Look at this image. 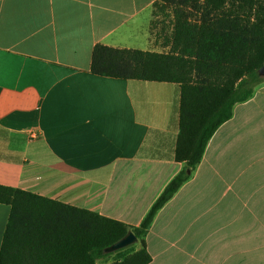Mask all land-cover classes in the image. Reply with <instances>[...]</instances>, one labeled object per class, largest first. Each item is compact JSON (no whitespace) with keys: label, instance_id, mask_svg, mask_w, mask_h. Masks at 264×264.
Listing matches in <instances>:
<instances>
[{"label":"crops","instance_id":"obj_1","mask_svg":"<svg viewBox=\"0 0 264 264\" xmlns=\"http://www.w3.org/2000/svg\"><path fill=\"white\" fill-rule=\"evenodd\" d=\"M158 1L0 0V185L142 223L185 166L181 85L91 67L95 45L169 52L174 14L162 26ZM10 212L0 203V249ZM146 241L149 264H264V82L216 130Z\"/></svg>","mask_w":264,"mask_h":264},{"label":"trees","instance_id":"obj_2","mask_svg":"<svg viewBox=\"0 0 264 264\" xmlns=\"http://www.w3.org/2000/svg\"><path fill=\"white\" fill-rule=\"evenodd\" d=\"M174 14L169 52L95 45V75L181 85L176 160L185 164L139 226L85 208L0 185L11 206L0 264H149L146 238L158 212L192 177L216 130L264 82V0H159ZM165 23V19L163 24ZM133 231L141 242L106 252Z\"/></svg>","mask_w":264,"mask_h":264},{"label":"water","instance_id":"obj_3","mask_svg":"<svg viewBox=\"0 0 264 264\" xmlns=\"http://www.w3.org/2000/svg\"><path fill=\"white\" fill-rule=\"evenodd\" d=\"M259 75L264 76V65L258 71ZM138 242V237L133 231H129V233L119 242L114 243L109 248H106V252L118 251L120 249L126 248L132 244Z\"/></svg>","mask_w":264,"mask_h":264},{"label":"rangeland","instance_id":"obj_4","mask_svg":"<svg viewBox=\"0 0 264 264\" xmlns=\"http://www.w3.org/2000/svg\"><path fill=\"white\" fill-rule=\"evenodd\" d=\"M162 15H163V17H165V16L167 17V15H166L165 13H162ZM166 17L164 18L165 20H167ZM161 18H162V17H161ZM162 21H163V20H162ZM156 22H157L156 27H157V30L159 31V30H160V26H161V25H160V24H161V20H157ZM158 24H159V27H158ZM166 24H167V23H166ZM163 25H164V24H163V22H162V26H163ZM154 29H156V28H154ZM137 245H138V243H135L133 246L135 247V246H137ZM114 257H115L114 255H113V256L111 255V256L109 257V261H110V260H113ZM99 264H105V263H104L103 261H101V262H99Z\"/></svg>","mask_w":264,"mask_h":264}]
</instances>
